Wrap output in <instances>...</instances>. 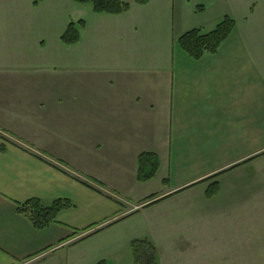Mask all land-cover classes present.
I'll use <instances>...</instances> for the list:
<instances>
[{
	"label": "crops",
	"instance_id": "crops-1",
	"mask_svg": "<svg viewBox=\"0 0 264 264\" xmlns=\"http://www.w3.org/2000/svg\"><path fill=\"white\" fill-rule=\"evenodd\" d=\"M123 1L31 34L0 11V264H136L137 240L157 264H264V0ZM202 2L236 26L195 60L179 38L219 21ZM144 153L159 159L148 181ZM31 199L72 206L38 229L18 211Z\"/></svg>",
	"mask_w": 264,
	"mask_h": 264
},
{
	"label": "trees",
	"instance_id": "trees-1",
	"mask_svg": "<svg viewBox=\"0 0 264 264\" xmlns=\"http://www.w3.org/2000/svg\"><path fill=\"white\" fill-rule=\"evenodd\" d=\"M78 4H89L96 13L121 14L127 12L131 5L123 0H71ZM40 0H35L34 5H39ZM149 0H136L138 4H147ZM202 9V8H201ZM84 21L71 22L61 37L64 44L72 45L79 41V28ZM236 26V21L225 16L209 32H203L195 28L179 38L181 48L193 59H201L206 54H215L221 45L227 40ZM159 170V159L156 154L144 153L139 158L140 181H148L154 178ZM72 206L69 200L57 199L51 204L45 205L39 199H31L18 205V211L29 218L38 229H44L55 222L59 213ZM132 251L136 264H157V254L154 245L148 240H137L132 243ZM98 264H109L100 261Z\"/></svg>",
	"mask_w": 264,
	"mask_h": 264
},
{
	"label": "rangeland",
	"instance_id": "rangeland-1",
	"mask_svg": "<svg viewBox=\"0 0 264 264\" xmlns=\"http://www.w3.org/2000/svg\"><path fill=\"white\" fill-rule=\"evenodd\" d=\"M34 2L35 0H0V11L9 13L16 11L20 13L22 11L24 15V24L29 25L28 27L25 25L24 28L29 34H31L33 19H42L45 17L54 18L56 28L58 29L63 21L69 18V16H76L74 8L78 4L71 0H40L39 7L42 9V12H34L35 7L38 6H35ZM231 2L226 5L225 10H227V12L228 10H233L235 8L234 3ZM202 4L207 8V12L209 13L206 15V18L211 21L219 20L217 22L218 24L222 19H220L217 14H210L218 10V6L215 4L209 5L208 2L205 4L202 2ZM12 18L15 19V15ZM214 26L216 25H213V27H210V29L207 30L214 29ZM226 261L227 260L224 261V257H216V260L209 257H199L197 264H224Z\"/></svg>",
	"mask_w": 264,
	"mask_h": 264
}]
</instances>
